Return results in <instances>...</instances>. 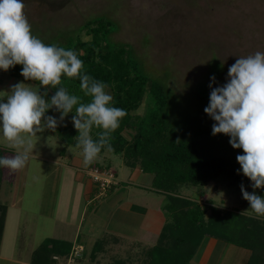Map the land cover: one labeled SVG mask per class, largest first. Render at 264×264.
Returning <instances> with one entry per match:
<instances>
[{
    "label": "rangeland",
    "instance_id": "374dc122",
    "mask_svg": "<svg viewBox=\"0 0 264 264\" xmlns=\"http://www.w3.org/2000/svg\"><path fill=\"white\" fill-rule=\"evenodd\" d=\"M24 3L33 34L45 43H64L69 38L76 37L87 20L93 17L104 15L115 21L117 27L111 38L114 41L131 43L150 75L163 79L161 81L169 87L165 109L169 125L175 131L196 139L204 150L214 152L230 167L236 170L241 167L236 157L243 154V149L234 148L229 143L230 137L227 134L212 135V125L215 121L205 113L204 108L209 103V83L213 74L217 78L215 86H219L226 82L228 68L235 63L238 56L264 51V0H24ZM81 35L85 39L89 38L86 30H83ZM21 81L36 91H44L32 81L17 80L5 72L0 76V96H6L11 86ZM54 92L55 90L50 88L49 98ZM146 108L147 99H144L137 113L144 114ZM47 115L59 117V113L54 110ZM72 115L74 114L69 113L62 123L74 127ZM49 130L51 129H44L34 135L22 134L31 142L28 148L29 159L22 173H18L19 169L10 172L5 168L8 170L4 175H7L5 181L9 182L8 188L9 184L20 182L19 190H23L25 211L19 214V219L9 221L6 226L8 230L5 231L4 240L6 238L7 241L4 243L7 244L8 250L12 248L22 253H30L32 249L34 252L47 238V234L53 232L39 212L41 192L50 181L47 180L48 170L53 167L52 161L48 159L53 158L56 165L60 162L67 165L76 163L72 155L77 152L83 156L80 147L66 146L58 136L50 135L47 132ZM126 133L131 134L132 131L127 129ZM0 148H4L5 155L9 157L15 156L16 152L25 151V146H16L2 135ZM106 159L111 161L112 166L109 168L115 175L117 173V180H121L120 189L126 188L125 192L139 200L150 197L155 201L152 205H157L159 198L160 202L163 201V195L150 192V188L148 191L137 186V169L127 166L122 156L105 153L98 155L94 162L100 163L101 168H107L104 166ZM91 166L88 167L89 176ZM129 175H132V181L128 180ZM53 183L51 180L50 184ZM59 184L60 188L64 185L62 177L59 178ZM5 189L2 180L0 192L3 193H0V203L7 202V199L3 200ZM121 193L124 195V191ZM181 193L196 199L208 210L215 205L250 212L249 203H244L246 199L243 198L241 188L229 185L222 178L204 187H185ZM63 194L60 192L56 198L58 204ZM57 203L56 206L59 207ZM71 206L70 203L66 205L68 210H73ZM70 213L72 217L78 215L73 211ZM30 224H34L35 228H31ZM104 230L108 232L106 227ZM30 232L33 233L31 237ZM81 237L78 242L65 240L68 237L59 238L70 242L72 248L67 256H57L56 264H108L115 259L126 257L127 254L132 256L129 264H146L142 249L147 247L141 244L138 246L140 248H134L140 249L139 252L118 249L127 247L124 244H107L106 251L92 261L90 256L94 244L88 245L87 241L94 236L81 234ZM99 238L101 237L95 240ZM223 244L220 255L216 248L217 262L233 264L236 260L237 264H241L243 258H234L231 252H228L229 247L233 245L227 242ZM202 245L204 248L207 246L205 242ZM73 252L76 253L74 257H69Z\"/></svg>",
    "mask_w": 264,
    "mask_h": 264
},
{
    "label": "trees",
    "instance_id": "16d2710c",
    "mask_svg": "<svg viewBox=\"0 0 264 264\" xmlns=\"http://www.w3.org/2000/svg\"><path fill=\"white\" fill-rule=\"evenodd\" d=\"M116 27V22L109 17H93L87 20L76 37L55 44L75 50L84 61L83 71L106 82L114 106L125 110L119 127L110 135L111 147H105L99 155H120L127 166H139L143 172L152 175L151 189L165 198L161 208L166 222L156 244L142 249L144 262L195 264L193 259L203 240L214 237L246 249L249 252L246 264H264V217H256L251 209L243 212L239 208L212 205L208 210L196 199L181 193L185 187H204L220 178L238 188L243 184L249 192L256 191L261 195H264V188L253 189L247 176L227 165L214 152L204 150L196 139L175 131L169 125L165 115L169 87L161 81L163 79L150 75L131 43L111 38ZM83 30L89 38L81 35ZM21 68L22 65L17 64L8 71L0 70V76L8 72L15 79L22 80ZM32 82L39 85L38 81ZM61 86L81 96L84 102L90 99L83 95L78 78L62 76ZM144 99H147V108L144 114H139L137 111ZM127 129L132 133H126ZM99 131L95 127L92 129L94 139ZM47 132L58 136L66 146L78 147V130L70 125L61 123L55 130ZM5 153V149L0 148V156H6ZM94 164L100 163L93 162L89 166ZM104 166L110 167L108 164ZM3 174L4 169L0 168V186ZM244 203H249L250 207L249 201ZM6 214L7 206L0 204V243ZM109 240L110 236L95 242L90 256L92 261L106 251ZM71 248L68 241L46 238L33 252L32 262L56 264L55 256H67ZM131 260L132 256L127 255L108 264H129Z\"/></svg>",
    "mask_w": 264,
    "mask_h": 264
},
{
    "label": "clouds",
    "instance_id": "9594fccd",
    "mask_svg": "<svg viewBox=\"0 0 264 264\" xmlns=\"http://www.w3.org/2000/svg\"><path fill=\"white\" fill-rule=\"evenodd\" d=\"M239 58L229 66L226 82L215 86L210 78L209 103L204 108L214 121L212 135L230 137L229 143L243 149L236 159L237 172L247 176L253 189L264 188V51ZM22 65L25 81H38L36 91L24 81L11 86L0 96V135L25 151L13 157L0 156V168L16 172L28 159L30 140L23 133L34 135L44 129L55 130L69 113L78 130L77 146L82 149L85 166L92 164L105 147L110 148V135L120 125L125 110L113 104L109 85L83 71L84 61L77 52L55 43H45L33 34L25 13L24 0H0V70L8 71ZM62 76L78 78L87 102L61 86ZM55 89L49 98L50 88ZM49 109L59 117L46 115ZM100 129L94 139L93 128ZM243 198L250 202L256 217H264V195L249 192L241 184Z\"/></svg>",
    "mask_w": 264,
    "mask_h": 264
},
{
    "label": "crops",
    "instance_id": "0c3cea01",
    "mask_svg": "<svg viewBox=\"0 0 264 264\" xmlns=\"http://www.w3.org/2000/svg\"><path fill=\"white\" fill-rule=\"evenodd\" d=\"M72 158H75L76 163H69L67 165H65L64 162H60L61 164L59 163L56 165L57 163H55L53 158L48 159L52 161L53 167L51 170H48L49 174L47 180H53L54 183L51 185L50 181H48L45 190L43 189V192H41L42 196L39 203V212L44 216L45 222L49 224V228L53 231L47 234V238L59 239L68 237L65 240L78 242L79 238L82 239L81 234H83L89 237L94 236L93 239L87 241L88 245H92L97 241L95 240L96 238L110 236L109 244H124L127 247H118V249L122 251L125 250L126 252H139L140 249L135 250L134 248H140L138 247L140 244L143 245V247H151L156 244L166 222L165 215L161 208L164 198L162 202H160V198L157 199V205H152L155 201L150 197H144V200L136 199V197L130 196L128 192H125L126 188L124 189L123 187L120 189L121 180H117L116 177V181L118 182L114 184L112 190L110 189L107 195L96 200L95 196L97 190L95 191L96 185L88 174L89 165H84L83 156H81L79 152L72 155ZM110 162L111 161L107 159L104 160V163H106L105 165L108 164L111 167L112 165H110ZM135 169L138 170H136L137 174H135V177L139 180L138 183L140 184V186L139 184L137 186L139 188H145L146 190L149 188L151 189L152 175L143 172L139 167H135ZM23 170L24 167L19 169L18 173H22ZM7 171L8 170L4 168L3 183L6 188V194H3V200L7 199L9 203H0L7 206L5 228L0 243V264H33L32 249L30 253H22L12 250V248L11 251L6 248L7 244L4 243V241H7L6 238L4 240V234L6 229L8 230L6 226L9 221H16L19 219V214L25 212L23 207L24 198L22 197L23 190H19L20 182L17 181L13 184H9L8 188L7 183L9 182L5 181L7 180V175L4 177ZM61 177L62 181L64 180V185L60 188L61 182L59 184V178ZM131 177L132 175L127 177L129 181H132ZM121 191H124V195H127L124 196ZM60 192H63L65 195L63 194L61 202L58 204L56 198L59 197ZM150 192L153 193V190L151 189ZM0 193L3 192L1 191ZM56 203L59 207L56 206ZM67 203L72 205L71 208L73 210L67 209ZM71 211L76 212L78 215L72 217ZM52 223L56 224L52 225ZM33 225L34 224H30V227L35 228ZM105 227L108 232L104 230ZM13 228L15 229V226ZM32 234L33 233L30 232V237ZM83 239H85L84 236ZM222 241L223 240L214 237H206L202 244L205 242L207 246L204 248V245L201 244L193 259V263L220 264L217 262L215 251L216 248H218L217 250L220 255V250H222L224 246L223 242H225ZM228 252H231L234 258H243L241 264H246L249 256V252L246 249L233 245L229 247ZM237 263L236 260L233 261V264Z\"/></svg>",
    "mask_w": 264,
    "mask_h": 264
},
{
    "label": "built area",
    "instance_id": "2783aa9c",
    "mask_svg": "<svg viewBox=\"0 0 264 264\" xmlns=\"http://www.w3.org/2000/svg\"><path fill=\"white\" fill-rule=\"evenodd\" d=\"M90 176L97 187V193L95 199H100L108 194L112 185L116 184L115 172H112L110 168H101L99 165L94 164L89 168ZM76 253L73 252L69 257H74ZM57 259L58 257L55 256Z\"/></svg>",
    "mask_w": 264,
    "mask_h": 264
}]
</instances>
